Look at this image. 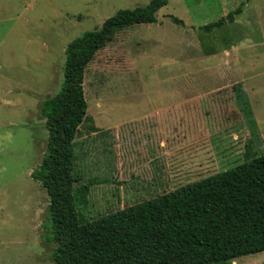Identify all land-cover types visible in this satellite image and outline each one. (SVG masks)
Here are the masks:
<instances>
[{"label": "rangeland", "instance_id": "rangeland-1", "mask_svg": "<svg viewBox=\"0 0 264 264\" xmlns=\"http://www.w3.org/2000/svg\"><path fill=\"white\" fill-rule=\"evenodd\" d=\"M243 1L168 0L154 23L121 29L95 53L72 142L73 188L93 180L83 221L232 168L245 151L264 154V0H248L219 30H198ZM147 2L0 0V264H54L48 197L30 173L47 136L37 106L59 89L65 45ZM158 135L176 153L169 181L140 154ZM209 264H264V251Z\"/></svg>", "mask_w": 264, "mask_h": 264}, {"label": "trees", "instance_id": "trees-1", "mask_svg": "<svg viewBox=\"0 0 264 264\" xmlns=\"http://www.w3.org/2000/svg\"><path fill=\"white\" fill-rule=\"evenodd\" d=\"M168 0L116 11L99 29L84 31L62 52L58 91L38 103L47 131L30 178L48 197L45 240L54 264H209L264 251V154L244 152L242 163L154 198L83 221L89 180L73 188L72 142L86 119L85 67L123 28L155 22ZM248 0L198 30L231 23ZM178 26L183 22L175 17ZM94 131V128H92Z\"/></svg>", "mask_w": 264, "mask_h": 264}, {"label": "crops", "instance_id": "crops-1", "mask_svg": "<svg viewBox=\"0 0 264 264\" xmlns=\"http://www.w3.org/2000/svg\"><path fill=\"white\" fill-rule=\"evenodd\" d=\"M158 125L160 126V122L159 123L156 122V126ZM94 129H97V128L94 127ZM156 130L158 131V134H159V129H156ZM175 137L176 135L173 136L172 139L174 140ZM190 137L191 136H188V140ZM154 146L155 148L152 153L145 151L144 147L141 148L142 152H140V154L142 158H144L143 162L145 164H151L152 162L154 163L155 161L158 160L155 165L161 166V171L167 173V180L169 181L170 175L175 172V168H173L175 167L174 166L175 162L173 163V161L175 160V154H176L175 150L173 149L172 151H170V149L167 146V141L166 140L164 141L162 137H159V135L154 140Z\"/></svg>", "mask_w": 264, "mask_h": 264}]
</instances>
